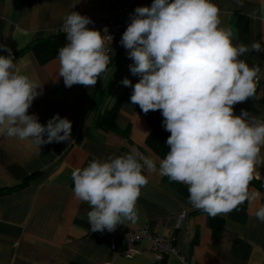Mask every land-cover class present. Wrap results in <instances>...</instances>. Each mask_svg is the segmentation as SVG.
I'll list each match as a JSON object with an SVG mask.
<instances>
[{"label": "clouds", "instance_id": "obj_1", "mask_svg": "<svg viewBox=\"0 0 264 264\" xmlns=\"http://www.w3.org/2000/svg\"><path fill=\"white\" fill-rule=\"evenodd\" d=\"M92 23L76 11L63 18L67 43L58 52V76L65 87L93 88L110 63L105 43L113 38L89 28ZM120 43L133 61L131 74L139 76L134 85L127 77L121 83L132 88L131 104L144 114L161 111L169 151L160 159L132 148L73 170L74 198L89 205L91 231L113 232L138 219L137 201L149 182L145 171L186 185L190 205L211 217L264 199L250 189L264 167V119L234 111L255 96L261 71L240 57L264 51L262 44H234L213 0H153L137 7ZM0 49L8 52L0 55V134L30 140L39 150L72 140L69 119L57 113L44 125L29 114L43 85L21 71L10 48ZM254 215L264 222V203Z\"/></svg>", "mask_w": 264, "mask_h": 264}, {"label": "crops", "instance_id": "obj_2", "mask_svg": "<svg viewBox=\"0 0 264 264\" xmlns=\"http://www.w3.org/2000/svg\"><path fill=\"white\" fill-rule=\"evenodd\" d=\"M152 3L135 0L133 14L135 8ZM213 3L220 9L221 27L232 29L234 44L250 46L259 41L264 47V0ZM71 11L91 19H109L114 17V0H30L29 4L0 0V44L16 54L34 40L58 34L57 26ZM121 38L122 34L110 46V63L93 88L79 84L65 87L58 76V56L43 63L30 49L13 56L20 61L24 74L43 85V94L33 101L29 114H35L44 125L57 113L69 119L72 140L42 145L39 150L30 140L0 134V189L24 183L0 194V264H156L145 240L137 244L138 253L132 258L111 253L106 242L90 231V207L73 194V170L86 167L93 159L120 156L132 148L157 157L144 144L149 134L145 118L128 102L120 107L117 123L128 128L129 141L93 127L94 114L87 111L94 94L108 81L106 100L111 105L123 91L121 81L131 75L129 65L133 61ZM66 43L65 35L62 47ZM0 55L7 56L8 52L0 49ZM240 59L250 67L259 65L261 71L255 96L236 104L235 114L244 109L264 119V51L248 52ZM258 171L260 178L253 181L264 183V167ZM144 174L149 182L137 201L138 219L125 221L122 226L136 231L147 223L149 231L173 237L178 253L168 255L162 264H264V222L254 215L264 201L252 207L245 202L228 214L217 215L221 229L214 235L207 213L164 186L158 173ZM251 188L261 192L253 182ZM179 214L183 217L177 228Z\"/></svg>", "mask_w": 264, "mask_h": 264}, {"label": "trees", "instance_id": "obj_3", "mask_svg": "<svg viewBox=\"0 0 264 264\" xmlns=\"http://www.w3.org/2000/svg\"><path fill=\"white\" fill-rule=\"evenodd\" d=\"M20 1L24 4L30 3V0ZM64 37V34L58 33L50 37L34 40L18 53L13 54V56L20 55L24 51L30 49L40 62H46L58 56L59 49L62 48ZM129 80H131L132 84L134 85L139 81V76H133L131 74ZM109 89L110 85L108 81L103 86H101L100 90L97 93L94 94L89 103L87 111L94 114L92 124L93 127L106 132H113L128 140V128H121L117 123V115L120 107L124 102H128L130 107L134 111L143 115L149 127V134L144 141L145 146L157 157L163 159L169 151L166 145V140L170 136V133L163 127L164 118L161 114V111H150L149 113L144 114L138 105L131 104L130 96L132 94V88L126 86H124L121 94L112 102L111 105H109L108 101L106 100L107 96L110 93ZM252 182L261 190L262 194H264V183L259 181ZM162 183L164 184V186L181 195L184 199H188V191L186 185L176 182H170L167 177H162ZM23 185L24 183L12 188L0 189V194L11 192L18 187H22ZM262 201H264V199H262ZM209 223L210 226H212L213 234L217 235L221 229V220L219 218L210 216Z\"/></svg>", "mask_w": 264, "mask_h": 264}, {"label": "built area", "instance_id": "obj_4", "mask_svg": "<svg viewBox=\"0 0 264 264\" xmlns=\"http://www.w3.org/2000/svg\"><path fill=\"white\" fill-rule=\"evenodd\" d=\"M134 5L135 0H114V17L104 20L91 19L93 23L88 25L89 28L101 31L103 36H107L108 33L113 38L112 41L109 40L105 43L108 55L110 54V46L126 30L127 20L133 14ZM56 29L59 34L66 35L63 31V23L59 24ZM105 29H107V32H103ZM182 217L183 214L177 216L175 227L178 228L180 226ZM92 233L106 242L111 253L127 259L134 257L138 253L137 244L142 240H145L150 245L153 260L156 264H162L168 255H176L178 253L173 237H165L149 231L147 223L136 231L118 225L113 232L105 230L104 232Z\"/></svg>", "mask_w": 264, "mask_h": 264}]
</instances>
